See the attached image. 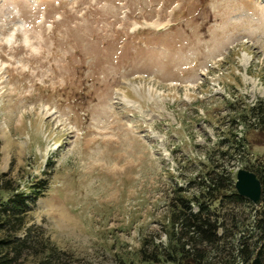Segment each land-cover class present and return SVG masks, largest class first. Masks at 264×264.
I'll return each mask as SVG.
<instances>
[{
  "label": "rangeland",
  "instance_id": "rangeland-1",
  "mask_svg": "<svg viewBox=\"0 0 264 264\" xmlns=\"http://www.w3.org/2000/svg\"><path fill=\"white\" fill-rule=\"evenodd\" d=\"M240 95L264 99V0H0V175L34 197L20 238L72 264H150L143 240L167 244L208 155L235 182L264 158L263 138L247 157L225 140ZM224 201L236 246L254 204Z\"/></svg>",
  "mask_w": 264,
  "mask_h": 264
},
{
  "label": "trees",
  "instance_id": "trees-1",
  "mask_svg": "<svg viewBox=\"0 0 264 264\" xmlns=\"http://www.w3.org/2000/svg\"><path fill=\"white\" fill-rule=\"evenodd\" d=\"M229 109L235 116V124L224 135L225 140L229 142L230 151L237 148L247 157L254 145L264 142V99L248 102L245 96L240 95L229 103ZM240 126L243 128L241 137L238 132ZM255 137L259 140L263 138V141L257 143ZM226 154L229 153H222L223 156ZM206 162L210 169L188 182L190 187L197 186L198 194L189 198L187 189L180 187L175 191L168 223L162 225V232L168 238L167 244L157 243L156 237L143 240L139 251L143 261L150 264H264V158L245 167L261 181L263 199L259 207L254 205L253 219L236 246L233 230L237 223L235 219L220 215L218 208H222L226 199L232 202L249 201L237 194L235 179L218 156L208 155ZM33 186L35 194H43V187L39 184ZM33 199L7 175H0V264H21L26 254L35 257V264H72L67 253L52 244L39 242V245H33L29 236L20 238L27 226L26 216ZM192 204L198 207L196 212L192 211ZM228 240L233 242L231 248L225 245ZM119 264L132 263L120 261Z\"/></svg>",
  "mask_w": 264,
  "mask_h": 264
},
{
  "label": "water",
  "instance_id": "water-1",
  "mask_svg": "<svg viewBox=\"0 0 264 264\" xmlns=\"http://www.w3.org/2000/svg\"><path fill=\"white\" fill-rule=\"evenodd\" d=\"M235 189L238 195L251 201L256 207L262 204L263 189L257 175L247 169L237 171ZM193 264V263H187Z\"/></svg>",
  "mask_w": 264,
  "mask_h": 264
},
{
  "label": "bare ground",
  "instance_id": "bare-ground-1",
  "mask_svg": "<svg viewBox=\"0 0 264 264\" xmlns=\"http://www.w3.org/2000/svg\"><path fill=\"white\" fill-rule=\"evenodd\" d=\"M163 12V11H162ZM161 19V18H160ZM165 20V19H164ZM127 22V21H126ZM125 26V25H124ZM150 26L151 27H157L158 30H161V29H168L170 26H169V22L167 21H162V20H158V21H153L150 23ZM125 30V29H124Z\"/></svg>",
  "mask_w": 264,
  "mask_h": 264
}]
</instances>
